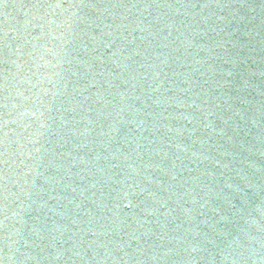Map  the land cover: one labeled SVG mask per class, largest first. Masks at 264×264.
<instances>
[{
    "label": "water",
    "instance_id": "water-1",
    "mask_svg": "<svg viewBox=\"0 0 264 264\" xmlns=\"http://www.w3.org/2000/svg\"><path fill=\"white\" fill-rule=\"evenodd\" d=\"M0 264H264V0H0Z\"/></svg>",
    "mask_w": 264,
    "mask_h": 264
}]
</instances>
